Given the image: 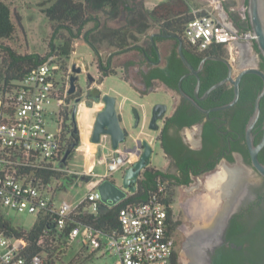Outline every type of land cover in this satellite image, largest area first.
Wrapping results in <instances>:
<instances>
[{
    "label": "flooded vegetation",
    "instance_id": "1",
    "mask_svg": "<svg viewBox=\"0 0 264 264\" xmlns=\"http://www.w3.org/2000/svg\"><path fill=\"white\" fill-rule=\"evenodd\" d=\"M244 6L239 12L228 9L224 13L227 20L240 29L245 28L237 26L235 16L241 14L247 19ZM172 34L159 29L153 31L149 40L137 43L134 50L129 51L135 53L136 58L131 60H135L136 64L128 66L131 60H127L121 67L125 79L142 97L155 92H163L169 97V103L159 101L153 104V109L157 104L166 105L165 111L155 113L159 118L154 129L157 133L154 141L160 145L167 160L163 170L180 166L173 187L190 191L196 190L202 177H205L209 188V180L214 176L223 172L231 174L226 184L207 188L208 194L194 192L180 202L182 210L178 212L171 201L169 219L176 251L173 264H239L237 251L243 250L246 257L254 253L248 248V242H239L243 235L239 228L251 229L264 219V177L252 166L246 140V128L255 111L264 80L256 73L245 74L240 81L237 103L225 109L214 108L233 100L235 87L230 80L216 88V96L212 95L216 89L207 96L206 92L230 73L236 78L245 68L264 72V57L254 39H239L233 46L222 49L212 46L200 51L181 37L182 51L189 63L186 64L181 56L179 40L170 36ZM116 57L110 54L106 62L100 60L99 66L104 70L114 68ZM217 57L226 59L228 63ZM129 70L133 71L132 81L128 77ZM72 74L77 75L71 68L69 80ZM76 84V92L68 94L61 112L70 150L68 158L73 156L80 143V130L78 127L76 131L74 117L77 120L76 106L81 104L76 100L82 97V103L85 99L96 98L99 93L98 87L88 86L84 90L78 80ZM260 107V116L252 130L255 144L261 141L264 134V97L260 100ZM126 131L129 137L130 132ZM136 138L139 146L142 145L141 140L148 139ZM259 159L264 162V147L259 151ZM248 168L259 176V182L250 178ZM209 193L213 200L210 205L204 204ZM201 209L207 210L206 216ZM183 213L193 226L184 221Z\"/></svg>",
    "mask_w": 264,
    "mask_h": 264
},
{
    "label": "built area",
    "instance_id": "2",
    "mask_svg": "<svg viewBox=\"0 0 264 264\" xmlns=\"http://www.w3.org/2000/svg\"><path fill=\"white\" fill-rule=\"evenodd\" d=\"M191 12L194 18L186 25L184 38L197 50L254 39L251 29L235 27L210 7H192ZM60 70L56 55L48 56L22 81L0 95V214L6 217V209L26 211L36 217L33 227L45 222L39 245L52 234L66 244L77 242L91 252L114 256V264H173L176 251L169 219L171 202L166 199L164 185L159 186L161 196L155 194L147 202L121 207L119 229L104 232L77 218L100 211L103 202L97 185L111 179L137 157L121 147L114 150L101 160L106 165L102 175L94 173V169L68 167L71 158L63 161L68 138L63 131L61 112L70 80L60 78ZM54 103L59 115L56 131L47 124ZM85 178L90 181L83 199L74 205L58 201L57 196L65 191L66 180ZM27 246L25 239L0 232V264H53L46 261L44 254L26 255Z\"/></svg>",
    "mask_w": 264,
    "mask_h": 264
},
{
    "label": "rangeland",
    "instance_id": "3",
    "mask_svg": "<svg viewBox=\"0 0 264 264\" xmlns=\"http://www.w3.org/2000/svg\"><path fill=\"white\" fill-rule=\"evenodd\" d=\"M11 7L13 20L16 24V33L10 39H0V44H6L15 49L18 53H39L46 55L49 51V42L52 35V22L44 13V9L53 3V0H4ZM84 1V0H75ZM140 1V0H139ZM146 9H151L163 0H141ZM191 7H210L214 12L222 16L227 22V18L224 16L226 10H232V12H239L242 10L244 0H188ZM238 14V13H237ZM240 15V14H239ZM20 23L24 27L21 28ZM115 26V23H110ZM159 22L153 21L152 28L149 34L159 29ZM89 24L88 27H91ZM147 39V36H140V43H143ZM62 39L56 40V46L62 44ZM99 54H96L94 50L82 39L76 40L73 44V51L69 58L59 54V51L55 53L57 62L61 65L60 78L65 81L69 80V71H71L72 64L76 63L77 66H81L82 70L77 74L78 84L86 90L88 86H95L103 94H110L116 97L117 110L122 117V126L130 132V136L127 140L121 144V148L124 150L130 149L136 143V137H145L150 140L153 145V154L151 157V166L157 169H164L166 166V157L161 149L160 145L154 141L156 131L149 127L151 124V115L153 113V104L159 101L168 102L169 97L163 92L151 93L145 97H142L137 90L127 81L124 77L122 68L118 65H124L125 61L135 59V53L129 52L126 55L118 56L114 59V68L116 74L105 77L103 82H100L102 78V72L100 70L101 62H106L108 56L115 52L114 47H110L108 44H99ZM3 52L0 50V72L3 70ZM131 70V68H130ZM129 70V72H130ZM130 80L134 79L133 71L128 75ZM100 78V79H99ZM91 80V81H90ZM14 84L15 81H14ZM13 85L7 86L4 84V79L0 80V95L5 93L6 90H10ZM85 104L78 106L80 108V118L85 124L92 125V113L94 109L101 110L104 108L102 100L97 98H89L84 100ZM87 104V105H86ZM90 106V107H89ZM137 110L141 116V123L137 128H134L135 114L134 110ZM58 106L54 103L50 107V111L47 115V124L50 130L56 131L58 128L59 115L57 114ZM56 111V112H55ZM80 143L82 149L87 150V155L82 151L75 150L70 161H68V167L73 170H81L88 163V157L95 151V144H92L88 139V129L85 131L80 126ZM92 132V126L90 127ZM105 146L103 147V145ZM97 145V151L95 155V167L94 173L102 175L106 172V165L101 160L107 155L113 153L111 139L109 137H103V141ZM124 170L116 171L111 177L117 184L122 185ZM248 174L252 180L256 182L260 181L258 175L254 174L251 168H248ZM74 182L72 180L65 181V191L58 197V201L64 202L69 205H74L84 198L86 189L81 181ZM196 183V182H194ZM73 185V186H71ZM208 185H206L205 177H202V182L197 186L195 191L185 189H175L169 187V191L172 194V200L175 210L178 212L182 210L180 202L185 201L186 198L191 197L193 193H207ZM210 188V187H209ZM208 188V189H209ZM130 194V193H129ZM128 194V195H129ZM171 200V201H172ZM247 200V197H246ZM4 215L11 220L15 225L31 229L36 222V217L26 211L17 212L11 209H6ZM184 221L193 226V223L188 220L187 216L183 213ZM43 245H47V251H45L44 258L47 262L53 264H114L115 257L107 255H101L100 252H91L82 244L74 242L71 244H64V242L57 236L52 234L45 237Z\"/></svg>",
    "mask_w": 264,
    "mask_h": 264
},
{
    "label": "trees",
    "instance_id": "4",
    "mask_svg": "<svg viewBox=\"0 0 264 264\" xmlns=\"http://www.w3.org/2000/svg\"><path fill=\"white\" fill-rule=\"evenodd\" d=\"M188 0H163L151 9H146L140 0H53V3L44 9L45 15L52 22V35L49 42V51L46 55L39 53H18L11 46L0 44L3 52V70L0 72V80L4 79L7 86H15L37 65L44 62L48 56L55 55L59 51L60 55L69 58L73 51V44L76 40L82 39L99 54V44L106 43L115 48L114 55L122 56L124 53L134 50L137 43H140V36H147L152 28V22H159V30L173 33L184 38V29L189 21L194 18ZM248 0H244L247 6ZM237 26L250 29V22L247 17L241 14L235 16ZM115 23L113 26L110 23ZM92 24L91 27H88ZM16 24L13 20L11 7L4 0H0V39H10L16 33ZM62 39V44L56 46L57 39ZM187 43V41H186ZM188 44V43H187ZM189 45V44H188ZM222 49L224 45H216ZM136 64L131 60L128 66ZM101 66V65H100ZM120 68L122 64L118 65ZM112 69L104 70L102 78L116 74ZM103 81V80H102ZM218 89L212 95L216 96ZM68 151V140L64 148V153ZM180 171V166L175 169L163 170L149 166L142 171L137 182V190L130 193L117 205L109 207L107 210H100L96 215L81 214L77 217L87 223H93L96 228L104 232L119 229V210L129 203H143L149 201L153 195L161 196L159 186L164 185L167 191V200L171 202L172 194L169 187H173L176 173ZM188 182V180H186ZM46 228V223L41 221L34 227L27 230L15 225L11 220L0 214V232L7 236L23 238L28 246L26 255L43 254L47 251V245H39L37 242ZM240 243H249V249L253 254L246 257L243 250L237 251L240 257L239 264H263L264 263V219L255 227L249 229L240 227ZM66 244V243H64Z\"/></svg>",
    "mask_w": 264,
    "mask_h": 264
},
{
    "label": "water",
    "instance_id": "5",
    "mask_svg": "<svg viewBox=\"0 0 264 264\" xmlns=\"http://www.w3.org/2000/svg\"><path fill=\"white\" fill-rule=\"evenodd\" d=\"M246 13L250 22V29L254 35V41L260 51V53L264 57V0H248V4L246 6ZM19 24L24 31V27L22 23ZM26 36V33L24 31ZM156 35V34H154ZM170 36L176 37L179 40L180 52L181 56L186 64H189L183 51L182 45L183 40L180 36L172 34ZM216 59H220L224 62L228 61L224 58L217 57ZM82 67L76 66L73 64L72 71L74 73L81 72ZM247 73H256L260 75L264 80V72L256 68H245L243 69L236 78H233L231 73L229 76L212 85L206 92V96L211 93L214 89L218 86L230 80L235 87V96L233 100L227 104L218 106L214 109H225L235 105L240 96V81L242 77ZM78 80V76L76 74H72L70 77V88L68 90L69 94H74L77 90L76 81ZM91 81V80H90ZM264 97V84L261 93L259 94L256 100L255 111L250 118L247 128H246V140L249 148V153L251 157L252 166L256 169V171L264 177V162L260 161L259 159V151L264 147V134L261 141L258 144L254 143V135H253V127L257 122L260 113V100ZM98 100H102L104 103V108L101 109L95 116L94 123L92 125V132H91V141L96 144H100L103 140V137H109L111 139L112 147L114 150H117L121 147V144L127 140V131L122 126V117L118 113L117 110V100L116 97L110 94H101L99 90L98 95L96 96ZM82 97H79L76 102H80L81 104ZM163 106V107H162ZM78 107V106H76ZM166 109V105L164 104H157L154 107L153 116L150 124L151 129H156L157 125L155 124L156 120L159 116L155 113L163 112ZM136 123L134 128L139 126V122L141 120V116L139 112L135 109L134 110ZM74 122L76 125V131H78V123L76 117H74ZM264 128V126H263ZM135 144L130 149H124L126 152H131L136 155L137 159L132 162L128 167L125 168L123 174V183L122 185L117 184L114 180L110 178H106L102 180L98 185L97 188L101 193V200L103 202L100 210H107L109 207L117 205L123 199H125L129 193H134L137 190V182L141 177L142 171L146 169L148 166L151 165V157L153 154V145L148 139L141 140L142 145H138L139 142L136 138ZM70 150H68L63 158V161L66 162L69 156ZM88 180V178H87ZM90 180V179H89Z\"/></svg>",
    "mask_w": 264,
    "mask_h": 264
},
{
    "label": "crops",
    "instance_id": "6",
    "mask_svg": "<svg viewBox=\"0 0 264 264\" xmlns=\"http://www.w3.org/2000/svg\"><path fill=\"white\" fill-rule=\"evenodd\" d=\"M105 78V77H104ZM103 82V81H102ZM85 104V102H82V104ZM81 104V105H82ZM87 105V104H86ZM90 107V106H89ZM80 108H81V106H80ZM80 108H79V110L77 111V123L79 122V124H80V126L84 129V136H83V141H84V137H85V131L88 129V139H89V141L92 143V144H95V151L91 154V155H89V157H88V163L86 164V166H84V168L83 169H81V170H91V169H94V167H95V153H96V151H97V145H96V143H93L92 141H91V132H90V127L93 125V123H94V120H95V116H96V114L99 112V110H96V109H94V111H93V113H92V125L90 126L89 124L87 125V124H85L82 120H81V118H80ZM82 144L83 143H81L80 144V146H78L77 147V149L76 150H79V151H82L83 153H87V150H84V149H82ZM87 155V154H86ZM128 167V166H127ZM77 181H81L82 183H83V186L85 187V189H86V192H87V183L90 181L89 180V178H88V180H87V178L86 179H84V180H73V182L75 183V182H77ZM73 183V184H74ZM71 186H73V185H71ZM86 194V193H85ZM85 196V195H84Z\"/></svg>",
    "mask_w": 264,
    "mask_h": 264
},
{
    "label": "bare ground",
    "instance_id": "7",
    "mask_svg": "<svg viewBox=\"0 0 264 264\" xmlns=\"http://www.w3.org/2000/svg\"><path fill=\"white\" fill-rule=\"evenodd\" d=\"M229 175H231L229 174V172H223L220 175L214 176L213 178L209 180V186L212 188V187H216V185H220L221 183L226 184L228 181ZM212 200H213V196L211 195V193H209V195L204 199V204L210 205ZM201 211L205 216L208 213L206 209H201Z\"/></svg>",
    "mask_w": 264,
    "mask_h": 264
}]
</instances>
